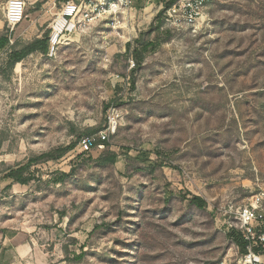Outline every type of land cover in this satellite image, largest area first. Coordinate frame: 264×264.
<instances>
[{
	"label": "rangeland",
	"instance_id": "374dc122",
	"mask_svg": "<svg viewBox=\"0 0 264 264\" xmlns=\"http://www.w3.org/2000/svg\"><path fill=\"white\" fill-rule=\"evenodd\" d=\"M163 1L133 0L9 70L10 47L48 37L52 17L48 0H28L11 31L0 0L12 42L0 50V264L13 256L3 238L22 231L46 264L234 258L223 223L264 182V0H213L179 31L162 25ZM110 107L115 133L80 152ZM26 164L25 185L5 178Z\"/></svg>",
	"mask_w": 264,
	"mask_h": 264
},
{
	"label": "built area",
	"instance_id": "2783aa9c",
	"mask_svg": "<svg viewBox=\"0 0 264 264\" xmlns=\"http://www.w3.org/2000/svg\"><path fill=\"white\" fill-rule=\"evenodd\" d=\"M172 1L169 6L166 3ZM213 0H164L160 6L162 25L177 31L194 27L202 19L204 10ZM133 0H51L48 12V44L50 53L65 36L82 30L107 17H116L130 11ZM26 0H8L6 21L12 29L24 19ZM12 43L11 40L9 42ZM134 67V63L131 62ZM119 120L118 111L110 107L106 124L99 133L83 138L78 143L80 152L86 153L113 135ZM223 226L236 243L234 258L215 264H264V182L241 204H234Z\"/></svg>",
	"mask_w": 264,
	"mask_h": 264
},
{
	"label": "trees",
	"instance_id": "16d2710c",
	"mask_svg": "<svg viewBox=\"0 0 264 264\" xmlns=\"http://www.w3.org/2000/svg\"><path fill=\"white\" fill-rule=\"evenodd\" d=\"M172 3V1L166 3V6H169ZM10 42V36L4 35L0 37V50H3L4 48L8 47ZM18 44H15L14 46L10 47V52L7 55V67L9 70H12L14 66L18 63H20L22 60H24L26 57L31 55L34 52H40L41 54H46L48 51V37H44L43 39H36L32 43L25 44L22 46H18ZM127 51L130 49V45H126ZM148 48L147 44L142 45L140 51H134L135 61L137 65H140L143 61V52L146 51ZM134 63V62H133ZM135 66V63H134ZM74 148V145H70L66 148L56 149L54 151L42 154L38 156L37 158L30 161L29 164L40 161V160H50V159H57L61 157L66 152L72 150ZM115 157V156H114ZM113 157V158H114ZM29 164H26L24 166L18 167L16 169L8 171L6 173L5 178L11 179L20 185H25L28 181L26 177H24V172L29 167ZM190 202L192 204H197L200 208H203L205 206V203L200 200L198 197H192ZM81 258V257H80Z\"/></svg>",
	"mask_w": 264,
	"mask_h": 264
},
{
	"label": "crops",
	"instance_id": "0c3cea01",
	"mask_svg": "<svg viewBox=\"0 0 264 264\" xmlns=\"http://www.w3.org/2000/svg\"><path fill=\"white\" fill-rule=\"evenodd\" d=\"M48 1L50 3L51 0ZM3 240L13 250V256L10 257L7 264H46L44 254L35 249L31 242L30 233L22 231L19 234L6 236Z\"/></svg>",
	"mask_w": 264,
	"mask_h": 264
}]
</instances>
